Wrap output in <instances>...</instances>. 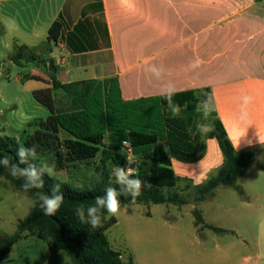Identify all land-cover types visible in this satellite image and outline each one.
<instances>
[{"label":"crops","instance_id":"obj_1","mask_svg":"<svg viewBox=\"0 0 264 264\" xmlns=\"http://www.w3.org/2000/svg\"><path fill=\"white\" fill-rule=\"evenodd\" d=\"M55 20L62 37L49 57L59 82L113 78L123 101L161 96L168 82L176 93L209 88L234 149L264 145V0H0V34L14 46L38 47ZM196 59L201 64L192 69ZM153 64L165 70L162 79L147 71ZM38 73L44 88L51 87ZM245 95L251 102L242 112ZM204 143L197 162L171 160L179 185H198L222 164L217 140ZM242 178L250 200L264 207V170L255 166ZM177 218L161 216L162 228L170 230ZM260 223L264 228V218ZM37 247L36 241L28 246L22 264H43ZM244 250L264 264V231L251 235ZM120 253L135 264L131 253Z\"/></svg>","mask_w":264,"mask_h":264},{"label":"trees","instance_id":"obj_2","mask_svg":"<svg viewBox=\"0 0 264 264\" xmlns=\"http://www.w3.org/2000/svg\"><path fill=\"white\" fill-rule=\"evenodd\" d=\"M62 29L61 21L55 20L38 47L14 46L16 54L11 58L14 63L35 61L46 71L50 80L47 84L51 87L34 90L32 95L38 104L49 111V115L34 121L35 130L27 134L20 144L15 138L0 137V158L8 155L16 163L19 145H37L38 159L30 161L37 167L40 157L54 155L57 170L90 164L94 178L76 185L73 181L64 182L45 174L43 188L25 192L21 187L23 179L13 178L0 165V177L33 201L27 216L18 219L16 231L0 236V263L7 259L18 242L34 237L45 244L49 254H61L70 264H132V259L129 257L124 261L121 253L113 250L107 239L106 231L116 224V217H109L104 212L102 226L93 229L79 221L75 209L80 205L85 208L94 205L95 198L104 195L108 186L119 189L112 175L117 165L133 168L144 182L142 193L134 202L130 196L120 195L121 206L130 203L186 204L187 201L176 190L180 179L172 169L171 160L197 162L205 154L206 138L217 140L223 162L202 183L190 184L193 201L199 204L212 198L220 187L233 188L244 196L236 182L255 166L264 170V145L237 152L217 118L216 107L206 121L212 125V131L200 134L196 130V122L200 119L194 111L196 104L207 97H211L214 104L209 88L177 92L173 100L180 105V113L173 117L162 96L123 101L118 83L113 78L63 84L56 79L57 68L49 57L62 37ZM26 78L44 82L36 75ZM58 90L70 98L66 109L56 106L54 93ZM61 132L65 133L64 138L60 136ZM124 140L130 144L134 157L132 161L128 160L122 146ZM55 184L61 186L65 199L56 215L47 216L40 209L35 193H48ZM191 213L197 229L207 228L218 234L229 232L205 223L199 207H194Z\"/></svg>","mask_w":264,"mask_h":264},{"label":"rangeland","instance_id":"obj_3","mask_svg":"<svg viewBox=\"0 0 264 264\" xmlns=\"http://www.w3.org/2000/svg\"><path fill=\"white\" fill-rule=\"evenodd\" d=\"M15 54L12 42L0 34V137L15 138L20 144L35 130L33 122L49 114L32 95L34 90L44 89V83L26 77L35 72L42 77L48 75L35 61L14 63L11 58ZM54 96L58 108L69 106L70 98L62 91L58 90ZM64 134L61 132L60 136L64 138ZM38 161L52 166L51 177L64 182L70 180L81 185L94 178L90 164L57 170L54 155L42 156ZM236 185L243 190L244 196L233 188L220 187L212 198L196 204L192 186L183 183L176 190L187 201L184 205L130 203L121 206L119 215L115 216L117 223L106 231L110 246L122 253H131L135 264H254L250 250H244V245L249 247L251 235L255 237L258 231H264L260 225L264 207L261 202L250 200L243 187L247 186L244 178L238 179ZM32 207L31 198L0 177V236L13 234L18 219L27 216ZM194 207H199L205 223L230 232L218 234L205 229L206 235H202L193 224ZM161 216L179 217V221L173 222L175 225L168 230L162 228ZM35 241L38 245L36 258L41 257L43 264H70L61 254H49L45 244L34 237L18 242L3 264H22L28 246Z\"/></svg>","mask_w":264,"mask_h":264},{"label":"clouds","instance_id":"obj_4","mask_svg":"<svg viewBox=\"0 0 264 264\" xmlns=\"http://www.w3.org/2000/svg\"><path fill=\"white\" fill-rule=\"evenodd\" d=\"M201 61L196 59L190 63L192 69H196L200 66ZM157 80L162 79L165 70L163 67L151 65L147 69ZM160 95L167 102L172 116H178L180 113V105L175 103L173 97L176 95L175 85L171 82L164 84L160 90ZM251 102V98L247 95L242 97L241 111L244 112L246 106ZM195 113L200 116V119L196 122V130L200 134H207L212 131V125L206 123L212 112L215 111V106L211 97H207L202 101H199L194 109ZM122 145H127V141H122ZM37 145L31 147H25L19 145L16 150L17 162L13 163L8 155L0 158V165H2L9 174L16 179H23L22 189L28 192L32 189H41L44 187L43 176L47 174L49 177L53 174L54 168L48 163L41 161L39 167L36 164L31 163L38 159ZM24 165V167H22ZM112 175L115 179V183L119 186H108L104 190V195L97 196L95 198V204L88 206L80 205L75 209V215L81 223L89 224L93 229L102 226V216L106 212L109 217L118 216L121 210L120 195L124 194L130 196L133 200L141 195L144 187V182L138 178V175L134 173L133 168L115 166L112 170ZM150 186V185H149ZM35 196L39 201V207L43 211L44 215L54 216L61 208L64 202V194L61 191L59 184L53 185L52 189L48 193L36 191Z\"/></svg>","mask_w":264,"mask_h":264},{"label":"built area","instance_id":"obj_5","mask_svg":"<svg viewBox=\"0 0 264 264\" xmlns=\"http://www.w3.org/2000/svg\"><path fill=\"white\" fill-rule=\"evenodd\" d=\"M125 141V140H124ZM124 148H125V151L127 153V158L129 161H131V158H132V154H131V149H130V144L129 142L127 141V145H122Z\"/></svg>","mask_w":264,"mask_h":264}]
</instances>
